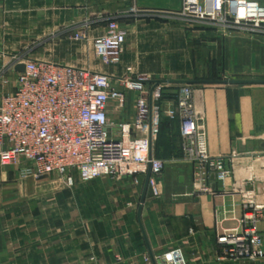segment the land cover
Listing matches in <instances>:
<instances>
[{"label": "crops", "instance_id": "obj_1", "mask_svg": "<svg viewBox=\"0 0 264 264\" xmlns=\"http://www.w3.org/2000/svg\"><path fill=\"white\" fill-rule=\"evenodd\" d=\"M181 7L182 0H0V98L15 90L21 65L16 59L24 55L113 78L131 74L165 81L173 89L167 91L161 124L168 120L165 133H176L164 145L174 143L171 158L181 157L180 122L167 115L181 84L170 83L201 80L203 58L193 55L189 27L150 14ZM111 21L127 31V39L121 62L105 66L91 42L72 36L79 31L91 39L102 36ZM195 32L198 39L206 34L208 46L215 47L214 33ZM231 40L223 54L225 74L264 72L263 35L238 34ZM194 91L210 154L238 153L225 192L193 195V168L186 163L166 170L162 197L154 198L148 189L144 203L146 178L136 186L127 178L85 183L77 177L69 188L58 175L37 181L21 177L24 165L0 166V264H150L145 257L152 261L174 249L183 251L187 264H264V259L218 261L215 216L220 210L230 219L240 217L242 198L234 192L249 175L259 178L253 189L264 204V85L194 84ZM135 96L129 95L124 111L111 103L110 120L132 121ZM220 226L230 229L237 223ZM260 228L264 237V223Z\"/></svg>", "mask_w": 264, "mask_h": 264}, {"label": "built area", "instance_id": "obj_2", "mask_svg": "<svg viewBox=\"0 0 264 264\" xmlns=\"http://www.w3.org/2000/svg\"><path fill=\"white\" fill-rule=\"evenodd\" d=\"M150 14L160 20L207 27L224 36L232 32L264 36V0H182L178 11ZM72 38L91 42L96 59L112 66L121 62L127 31L117 21H111L102 36L91 39L79 31ZM16 63L24 64L25 70L18 74L15 90L0 98L1 167L24 165L21 177L37 181L58 175L69 188L75 186L77 177L85 183L127 178L139 186L150 173L148 189L159 199L167 166L186 163L193 168V195L216 197L226 191L238 153L233 151L226 158L210 154L205 119L197 113L192 85L178 86L174 106L167 111L170 119L180 122L183 154L161 159L155 154V144L168 99L166 90L173 85H157L156 81L131 74L113 78L26 55L17 57ZM130 94L136 95L132 121L110 120L109 105L114 103L124 111ZM258 180L256 175H249L238 183L234 193L242 198L240 217L230 219L220 210L215 213L221 253L218 261L264 259L260 228L264 223V204L253 189ZM228 220H234L237 226L220 228ZM154 261L187 264L181 249L155 256ZM145 262L153 264L149 256Z\"/></svg>", "mask_w": 264, "mask_h": 264}, {"label": "rangeland", "instance_id": "obj_3", "mask_svg": "<svg viewBox=\"0 0 264 264\" xmlns=\"http://www.w3.org/2000/svg\"><path fill=\"white\" fill-rule=\"evenodd\" d=\"M165 21V20H163ZM171 23H175V22H171ZM183 26L189 27L188 30H190L189 32V40L191 43V46L193 47V55L197 56L200 58V56H202L203 60L200 64V66H202L199 69V75L198 77L201 80H251V79H264V72H261V74L256 73H252L250 70H246L240 73H231V74H225L224 69H223V59H224V50H225V44H229L231 43L233 40H231L233 38V36L238 35V34H242V33H237V32H232L226 36H224L223 34H220L210 28L207 27H203V26H199V25H186V24H182ZM199 30L200 32H205V33H209L208 31H211L212 33H214V42H215V47H209L208 46V41L207 38L203 35L201 37L196 38L194 35H196L195 31ZM209 35V34H207ZM213 48V50H212ZM263 73V74H262ZM194 87V84L192 85ZM173 89V88H168ZM166 91H169V90ZM178 89V88H175ZM168 94V93H167ZM170 126V125H169ZM168 132V131H167ZM172 133H176V132H171V130H169L168 133H164V137L165 139L168 136H171ZM159 141H160V137L157 140V143L155 144V153L158 154L160 152H162L165 148L161 145H159ZM177 154V153H176ZM178 164H170L167 166V168L165 169L164 172H166V170H171L173 169V167L177 166Z\"/></svg>", "mask_w": 264, "mask_h": 264}, {"label": "water", "instance_id": "obj_4", "mask_svg": "<svg viewBox=\"0 0 264 264\" xmlns=\"http://www.w3.org/2000/svg\"><path fill=\"white\" fill-rule=\"evenodd\" d=\"M19 72H24L25 66L21 64L18 68ZM156 84H166L165 81H156ZM170 84H218V85H264V79H251V80H195V81H175L171 82ZM150 178V173L146 178L145 187L142 194V203H144L145 198L148 192V181ZM142 208L139 210V216H141ZM152 262L155 264L154 257H152Z\"/></svg>", "mask_w": 264, "mask_h": 264}, {"label": "trees", "instance_id": "obj_5", "mask_svg": "<svg viewBox=\"0 0 264 264\" xmlns=\"http://www.w3.org/2000/svg\"><path fill=\"white\" fill-rule=\"evenodd\" d=\"M166 95L168 96V94H166ZM163 125H165L166 128H169V122H168V120H165L163 122V124L160 125V134H159L160 141H159V145L163 146L165 149L162 152L158 153L157 155H158V158H161V159H170L171 158V154L173 153V151L176 148H174V146H175L174 143L171 144V145H168V147H166L164 145L165 144V137H164L165 130H164ZM178 156H181V155H178Z\"/></svg>", "mask_w": 264, "mask_h": 264}]
</instances>
